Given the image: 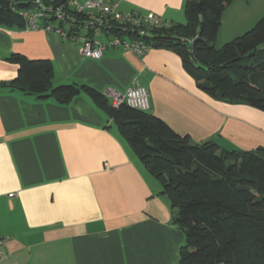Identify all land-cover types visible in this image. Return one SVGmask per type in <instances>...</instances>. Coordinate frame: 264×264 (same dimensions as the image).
Returning a JSON list of instances; mask_svg holds the SVG:
<instances>
[{
    "label": "crops",
    "instance_id": "crops-1",
    "mask_svg": "<svg viewBox=\"0 0 264 264\" xmlns=\"http://www.w3.org/2000/svg\"><path fill=\"white\" fill-rule=\"evenodd\" d=\"M111 1L168 24L186 20V0ZM249 2L233 0L222 24L232 10L237 34L249 27L248 15L264 9L249 11ZM15 52L52 60L54 85L124 92L140 80L149 111L194 142L264 146V112L208 96L170 49L113 46L95 59L57 32L0 26V81L16 77L18 64L7 60ZM152 176L87 95L61 104L0 86V264H179L184 233Z\"/></svg>",
    "mask_w": 264,
    "mask_h": 264
},
{
    "label": "trees",
    "instance_id": "trees-1",
    "mask_svg": "<svg viewBox=\"0 0 264 264\" xmlns=\"http://www.w3.org/2000/svg\"><path fill=\"white\" fill-rule=\"evenodd\" d=\"M232 1L186 0L185 22L137 37L149 49L176 53L196 86L213 99L264 112V15L250 30L215 45ZM13 6L0 0V26L25 29ZM7 60L18 64V73L0 86L61 104L85 94L114 122L170 201L172 222L184 233L179 264H264V146L240 151L214 140L194 142L149 110L114 107L105 92L88 84L54 85L50 59L15 52Z\"/></svg>",
    "mask_w": 264,
    "mask_h": 264
},
{
    "label": "built area",
    "instance_id": "built-area-1",
    "mask_svg": "<svg viewBox=\"0 0 264 264\" xmlns=\"http://www.w3.org/2000/svg\"><path fill=\"white\" fill-rule=\"evenodd\" d=\"M9 1L24 21L25 29L57 32L65 40L79 42L81 53L95 59L101 58L104 51L113 46H122L143 55L149 47L137 35H148L152 27L168 25L154 12L122 11L117 2L111 0ZM18 4L23 7L18 8ZM105 94L114 107L126 103L143 111L151 108L149 91L138 79L124 92L110 88ZM3 243L4 240L0 239V255Z\"/></svg>",
    "mask_w": 264,
    "mask_h": 264
},
{
    "label": "rangeland",
    "instance_id": "rangeland-1",
    "mask_svg": "<svg viewBox=\"0 0 264 264\" xmlns=\"http://www.w3.org/2000/svg\"><path fill=\"white\" fill-rule=\"evenodd\" d=\"M250 2H249V11H252L253 9H255L256 7H258L261 3H264V0H249ZM236 5V4H235ZM235 7V6H234ZM233 9V8H232ZM232 10H228V12H226L225 13V16H224V21H223V23L224 24H222V25H224L223 26V28H222V30H221V32L220 33H218L219 35L217 36V39H216V41H215V45L217 46V47H220V46H222L223 44H225L227 41H230V40H232L233 38H235V37H237V36H239V35H241V34H243L244 32H246V31H248V30H250L252 27H254V25L263 17V15H264V9L262 8L261 10H259V11H257V12H255V13H257L256 15H255V19L253 18V19H251V16H252V14L250 13V15H248V23L250 22L251 23V25L249 26V27H247V28H245V29H243L242 31H240V33L239 34H237L239 31H238V28H235V26L233 27V24H234V22H235V20H233V18H235L234 17V15H235V13H233L232 14V12H231ZM254 13V14H255ZM238 16V15H237ZM236 16V17H237ZM251 19V20H250ZM228 27H230V29H227ZM237 29V30H236ZM235 34H237V36H235ZM151 113H153L152 111H150ZM218 135H221V134H219L218 133ZM235 144V145H237L235 148H237V150H252V149H247V147L246 146H244V145H242V144H240V143H235L234 141L233 142H231V144ZM239 144V145H238ZM230 149H228V150H234V149H232V148H234V147H229ZM257 147H255L254 149H256ZM151 174V173H150ZM152 177H154V176H152ZM161 183V182H160ZM179 263V262H178Z\"/></svg>",
    "mask_w": 264,
    "mask_h": 264
}]
</instances>
